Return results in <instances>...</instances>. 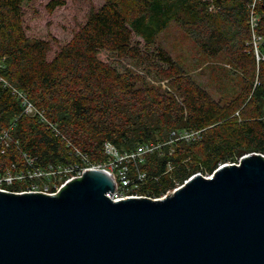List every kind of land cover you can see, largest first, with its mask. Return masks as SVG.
<instances>
[{"label":"trees","instance_id":"16d2710c","mask_svg":"<svg viewBox=\"0 0 264 264\" xmlns=\"http://www.w3.org/2000/svg\"><path fill=\"white\" fill-rule=\"evenodd\" d=\"M28 1L0 0V136L6 130L12 138L0 153V172L11 163L24 168V153L46 166L80 162L75 149L103 160L105 142L121 151L162 143L140 165L157 177L141 191L156 195L244 154L264 155V60L251 43L253 31L264 34V0H102L63 44L27 34ZM64 4L50 0L46 8ZM252 11L259 21L251 29ZM171 24L203 56H221L241 74L232 98L216 100L159 42ZM14 89L33 113L24 112ZM179 129L198 131V138L170 144Z\"/></svg>","mask_w":264,"mask_h":264},{"label":"water","instance_id":"95a60500","mask_svg":"<svg viewBox=\"0 0 264 264\" xmlns=\"http://www.w3.org/2000/svg\"><path fill=\"white\" fill-rule=\"evenodd\" d=\"M110 194L100 170L57 195L0 191V264H264V155L192 174L163 199Z\"/></svg>","mask_w":264,"mask_h":264},{"label":"built area","instance_id":"2783aa9c","mask_svg":"<svg viewBox=\"0 0 264 264\" xmlns=\"http://www.w3.org/2000/svg\"><path fill=\"white\" fill-rule=\"evenodd\" d=\"M253 13V14H252ZM250 18L251 29L257 26L259 17L252 11ZM251 43L257 61L264 60V34L252 32ZM14 91L23 97L24 112L31 114L35 111L34 106L29 102L25 96L14 89ZM43 119L46 121L44 116ZM49 125L57 132L55 125ZM198 138V131H172L169 143L179 139H195ZM12 138L10 134L5 132L0 136V153H4L9 147ZM103 154L105 158L99 161H90L86 153H82L75 149V153L80 157V162L63 163H49L46 166H41L35 156H28L24 153L25 167H19L17 163L7 165L5 169L0 172V191L13 192L17 194L22 193H42L46 195H57L70 182L79 179L83 174L89 170H100L110 175L112 181L117 183L118 194H110L112 201H121L127 198H150L163 199L171 195L176 189L183 185L191 176L184 179L182 182L175 181L173 187L160 191L156 195H150L148 192L141 191L145 183L150 178H157L154 175L147 173L140 169V165L144 163L147 153H151L156 149L163 147L162 143H140L135 149L131 151H120L118 147L110 142L103 144ZM239 162V161H238ZM237 164V163H235ZM221 165V164H220ZM219 165V166H220ZM218 166V167H219ZM171 163L166 164V171L171 168ZM217 168L211 173L201 174L204 177H211ZM15 182H26L22 188L11 190Z\"/></svg>","mask_w":264,"mask_h":264},{"label":"rangeland","instance_id":"374dc122","mask_svg":"<svg viewBox=\"0 0 264 264\" xmlns=\"http://www.w3.org/2000/svg\"><path fill=\"white\" fill-rule=\"evenodd\" d=\"M49 1L29 0L25 6L24 26L30 36L45 39L54 37L61 44L69 40L79 25L85 21L91 4L97 7L102 3V0H64L63 6L56 7L52 12H49L46 8ZM158 39L216 100H228L240 88L241 74L221 56L212 59L199 53L196 46L179 26L171 24ZM56 47L54 46L53 50ZM121 62L131 70L138 69L142 72V69L136 67L132 60L123 59ZM144 78L148 81L151 80L150 75H144ZM161 84L163 87H167L166 81H161ZM182 130L186 129L177 131Z\"/></svg>","mask_w":264,"mask_h":264}]
</instances>
